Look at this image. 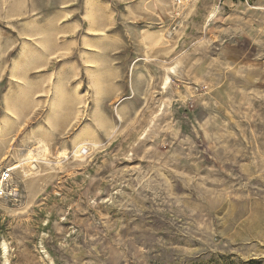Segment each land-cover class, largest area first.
Segmentation results:
<instances>
[{
    "label": "rangeland",
    "instance_id": "1",
    "mask_svg": "<svg viewBox=\"0 0 264 264\" xmlns=\"http://www.w3.org/2000/svg\"><path fill=\"white\" fill-rule=\"evenodd\" d=\"M20 161L0 264H264V0H0Z\"/></svg>",
    "mask_w": 264,
    "mask_h": 264
},
{
    "label": "built area",
    "instance_id": "2",
    "mask_svg": "<svg viewBox=\"0 0 264 264\" xmlns=\"http://www.w3.org/2000/svg\"><path fill=\"white\" fill-rule=\"evenodd\" d=\"M186 1L190 0H175V4L180 6ZM16 173L17 171L11 168L10 165L0 164V200L15 202L20 199L22 184Z\"/></svg>",
    "mask_w": 264,
    "mask_h": 264
},
{
    "label": "bare ground",
    "instance_id": "3",
    "mask_svg": "<svg viewBox=\"0 0 264 264\" xmlns=\"http://www.w3.org/2000/svg\"><path fill=\"white\" fill-rule=\"evenodd\" d=\"M174 67V66H173ZM174 69V68H173ZM172 69V70H173ZM10 104V103H9ZM9 108V107H8ZM11 112V111H10ZM40 138V137H39ZM38 143H39V141H37ZM87 143L88 142H82V143H80V145L82 144V145H87ZM41 144H42V146L44 147L43 149H42V146H41ZM93 145L95 146L96 145V143H93ZM79 146V145H78ZM81 147V146H80ZM38 148L40 149V150H42V151H48V146H47V144L44 142V140H41V138H40V146L38 145ZM86 149V148H85ZM84 149V150H85ZM39 150V151H40ZM75 154L76 155H80V149H77L76 151H75ZM60 156H63V157H66L67 156V151L66 150H63V151H61L60 152ZM27 158H28V160L30 159V160H37L38 159V157H37V153L34 151V149H32V150H29V152H28V154H27ZM23 165H24V163L22 162V161H20V162H16V163H13V164H11L10 165V167L11 168H13V169H15V170H17V169H19V172L22 174V177H23V180H26V179H28L29 178V174H28V172L25 170V167H23ZM4 250L6 251L7 250V246H6V244H4Z\"/></svg>",
    "mask_w": 264,
    "mask_h": 264
}]
</instances>
